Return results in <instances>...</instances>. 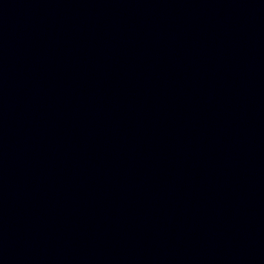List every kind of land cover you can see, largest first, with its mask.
Instances as JSON below:
<instances>
[{"label":"water","instance_id":"1","mask_svg":"<svg viewBox=\"0 0 264 264\" xmlns=\"http://www.w3.org/2000/svg\"><path fill=\"white\" fill-rule=\"evenodd\" d=\"M0 264H264V0H0Z\"/></svg>","mask_w":264,"mask_h":264}]
</instances>
